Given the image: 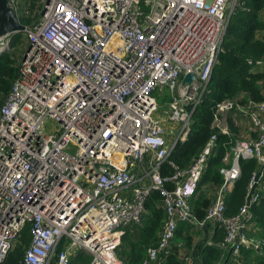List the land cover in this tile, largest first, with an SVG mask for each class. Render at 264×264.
<instances>
[{"label": "built area", "instance_id": "2783aa9c", "mask_svg": "<svg viewBox=\"0 0 264 264\" xmlns=\"http://www.w3.org/2000/svg\"><path fill=\"white\" fill-rule=\"evenodd\" d=\"M40 1L36 14L27 0H6L17 19L29 22L20 31L25 45L17 75L0 106V263L28 225L21 264H69L78 252L89 255L88 264H125L117 254L120 236L142 225L151 192L159 195L163 216L140 264H160L167 253L181 264H200L193 244L174 243L179 224L199 232L193 243L214 245L228 260L256 249L248 234L256 192L245 204L254 173L235 214H224V198L240 159H253L259 175L264 172V100L216 104V113L244 114L249 134L223 153L222 181L204 186L209 201L201 218L191 201L215 151L214 131L184 167L168 158L186 138L240 2ZM14 33L0 34V54ZM187 73L193 79L183 82ZM48 119L54 132H44ZM212 126L228 132L216 114ZM163 163L170 174H161ZM215 229L219 240L211 239Z\"/></svg>", "mask_w": 264, "mask_h": 264}, {"label": "trees", "instance_id": "16d2710c", "mask_svg": "<svg viewBox=\"0 0 264 264\" xmlns=\"http://www.w3.org/2000/svg\"><path fill=\"white\" fill-rule=\"evenodd\" d=\"M27 1L29 11L34 10L37 14L41 8V1ZM238 1L240 6L228 18L221 40V50L211 70L202 100L191 115L186 138L174 144L168 157L176 167H184L214 131L215 151L207 159L197 187L198 195L191 201L192 211L198 218L203 216L209 201L205 197L204 186H217L222 181L217 169L221 165L223 153L235 139L232 133L236 130L231 117L244 116L234 109L216 113V104L222 101H234L244 105L247 101L264 100V69L255 64L256 61L264 60V0ZM18 20L22 25L29 22V18L24 17ZM20 35L21 32L14 33L9 48L0 54V106L12 80L17 75V60L20 55L18 54V57L16 53H12L11 47L18 44ZM214 114L227 128H230L232 133L229 131L221 133L212 126ZM238 164L239 176L224 198L225 215L235 214L238 211L248 191L247 185L251 175L258 171L253 159H240ZM160 170L161 174L168 175L172 168L167 163H163ZM258 185L261 186V190L258 189ZM262 188H264V172L257 180L256 198L248 207L252 215L248 234L256 242L257 248H243L238 260L227 259L225 264H264V189ZM144 207L142 225L136 226L133 231L124 230L120 236L118 255L124 258L125 264H140L145 247L156 240L163 216L159 208L157 192L150 193ZM189 231L191 230L188 225L179 224L175 231L174 243L182 241L185 248L193 244V258L200 264L223 263L226 254L221 249L202 240L193 243L194 235ZM220 237V230L215 229L211 239L219 240ZM29 239L28 225H25L0 264H21ZM89 260V255L78 252L70 258L69 264H88ZM160 264H181V262L174 253H167L161 257Z\"/></svg>", "mask_w": 264, "mask_h": 264}, {"label": "water", "instance_id": "95a60500", "mask_svg": "<svg viewBox=\"0 0 264 264\" xmlns=\"http://www.w3.org/2000/svg\"><path fill=\"white\" fill-rule=\"evenodd\" d=\"M23 29V25L19 23V20L15 16V14L10 10V8L6 4V0H0V34L6 33V32H20ZM193 79V75L191 73L185 74L183 77V82H189ZM259 171H257L253 175V182L251 185V188L246 196L245 204L247 205L249 202V199L252 194L256 192V185L257 180L259 178ZM228 259V255L223 260V264Z\"/></svg>", "mask_w": 264, "mask_h": 264}, {"label": "rangeland", "instance_id": "374dc122", "mask_svg": "<svg viewBox=\"0 0 264 264\" xmlns=\"http://www.w3.org/2000/svg\"><path fill=\"white\" fill-rule=\"evenodd\" d=\"M24 45H25V40H24V39L22 38V36L20 35V38H19L18 44H17L15 47H11V52H12V53H16L17 55H18V54L20 55L21 50H22V48H23ZM19 55H18V57H19ZM18 57H17V59H18ZM17 59H16V60H17ZM17 61H18V60H17ZM164 107H165V105H162V106H161L162 109H163ZM158 110H159V112H160L159 107L157 108V111H156L157 114H158ZM159 115H160V119H161V123H162L163 127H164V128H168V123H167V120L165 119V116H163L162 113H161V114L159 113ZM54 128H55V123H54L52 120L48 119V120L46 121V124H45V129H46V130H44V132H45V133H51V132H54ZM238 138H243V137H237V139H238ZM189 233L192 234V235H196V236L199 234V232H198L197 230H195V229H192L191 231H189ZM117 254H118V251H117Z\"/></svg>", "mask_w": 264, "mask_h": 264}, {"label": "crops", "instance_id": "0c3cea01", "mask_svg": "<svg viewBox=\"0 0 264 264\" xmlns=\"http://www.w3.org/2000/svg\"><path fill=\"white\" fill-rule=\"evenodd\" d=\"M260 68L264 69V60L263 59L261 61ZM231 121L233 122V125L235 126L234 128L236 131L234 133H232L230 128H226V126H225V128H226V130H228L229 132H231L234 135V138H237V137L246 138V137H248L249 126L246 123H244V121H245L244 119L240 120V116H238V118L231 117ZM258 189L261 190V186L258 185ZM262 189H264V188H262Z\"/></svg>", "mask_w": 264, "mask_h": 264}, {"label": "bare ground", "instance_id": "6f19581e", "mask_svg": "<svg viewBox=\"0 0 264 264\" xmlns=\"http://www.w3.org/2000/svg\"><path fill=\"white\" fill-rule=\"evenodd\" d=\"M134 254V253H133Z\"/></svg>", "mask_w": 264, "mask_h": 264}]
</instances>
